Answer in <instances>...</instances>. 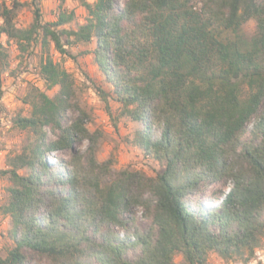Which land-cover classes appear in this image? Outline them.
Masks as SVG:
<instances>
[{
    "label": "trees",
    "instance_id": "trees-1",
    "mask_svg": "<svg viewBox=\"0 0 264 264\" xmlns=\"http://www.w3.org/2000/svg\"><path fill=\"white\" fill-rule=\"evenodd\" d=\"M42 1L31 0L26 29L14 22L19 2H0V119L2 37L22 52L39 44L38 75L58 88L53 97L34 89L30 116L12 120L32 138L0 172L11 183L0 214L12 242L0 264H175L176 254L205 264L210 252L247 262L264 234V0H82L76 29L63 8L43 22ZM51 45L74 61L92 57L109 87L98 93L140 125L130 143L163 164L153 177L97 161L99 133L85 112L67 117L73 79ZM79 45L93 47L71 52ZM82 140L84 154L74 147ZM214 183L228 189L218 205L191 204ZM134 207L150 225L121 235Z\"/></svg>",
    "mask_w": 264,
    "mask_h": 264
},
{
    "label": "rangeland",
    "instance_id": "rangeland-1",
    "mask_svg": "<svg viewBox=\"0 0 264 264\" xmlns=\"http://www.w3.org/2000/svg\"><path fill=\"white\" fill-rule=\"evenodd\" d=\"M19 6L15 9L14 22L17 28L26 29L33 22L34 5L31 0H17ZM92 3L95 0H84ZM7 6H11L12 0H0ZM82 0H44L38 4L43 22H52L61 8L67 12L74 13V20L65 27L76 29L82 24L86 17V10L81 5ZM120 3V1H118ZM255 24L249 21L244 25V31L247 35L253 34ZM2 43L7 53L6 66L1 75V85L3 90L2 104L4 112L0 119V172L7 168V159L10 156L21 152L22 147L32 138L26 130H20L15 127L12 120L18 116L29 117L31 107L25 101L32 94L34 89L46 93L53 97L58 88L47 89L46 84L38 75V66L46 56L39 44L32 45L26 52L19 51L12 40L2 37ZM93 45H79L73 47L71 52L92 48ZM48 55L53 62L58 63L72 77L75 96L71 107L67 110V117L70 120L75 119L81 112L87 114L86 126L91 133L98 132L97 150L95 157L97 161H111L113 173L123 170L143 173L153 177L163 167L161 162L151 158H146L140 150L134 147L130 140L134 132L140 128V125L131 121L127 117L119 115L120 106L108 99L105 101L97 88L108 90V85L98 70L91 56H78L74 61L69 57L62 56L50 46ZM88 142L79 141L74 145L82 154L85 153ZM67 151L54 152L49 155L51 161L55 158H67ZM11 186L7 176L0 174V208L8 198V188ZM227 186L220 183H214L204 187L201 192L191 198V204H199L205 208H211L220 203L219 192L226 193ZM214 196V198H211ZM5 217L0 214V257H4L6 251L12 247V242L7 237L9 222L5 223ZM133 222L128 221L126 227L119 229L121 235L135 228L146 229L150 221L145 219L144 210L141 207H134L127 215ZM132 254V257H135ZM175 264H184L181 255L174 256ZM205 264H264V234L258 248L255 249L253 256L247 261L240 258L224 260L216 253L210 252L207 255Z\"/></svg>",
    "mask_w": 264,
    "mask_h": 264
},
{
    "label": "crops",
    "instance_id": "crops-1",
    "mask_svg": "<svg viewBox=\"0 0 264 264\" xmlns=\"http://www.w3.org/2000/svg\"><path fill=\"white\" fill-rule=\"evenodd\" d=\"M4 219H5V220H4L5 223H7V221H8V222L10 221L9 217H5Z\"/></svg>",
    "mask_w": 264,
    "mask_h": 264
}]
</instances>
